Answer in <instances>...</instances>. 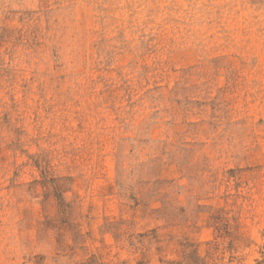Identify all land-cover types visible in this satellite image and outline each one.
<instances>
[{
  "label": "rangeland",
  "instance_id": "1",
  "mask_svg": "<svg viewBox=\"0 0 264 264\" xmlns=\"http://www.w3.org/2000/svg\"><path fill=\"white\" fill-rule=\"evenodd\" d=\"M0 264H264V0H0Z\"/></svg>",
  "mask_w": 264,
  "mask_h": 264
}]
</instances>
